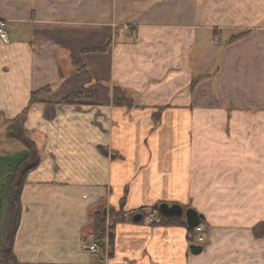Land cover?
Listing matches in <instances>:
<instances>
[{"label":"crops","instance_id":"crops-1","mask_svg":"<svg viewBox=\"0 0 264 264\" xmlns=\"http://www.w3.org/2000/svg\"><path fill=\"white\" fill-rule=\"evenodd\" d=\"M0 20V252L26 155L5 132L27 108L40 163L20 195L17 264H264V0H0ZM160 203L211 226L199 254L186 228L145 221ZM99 211L106 237L89 252Z\"/></svg>","mask_w":264,"mask_h":264},{"label":"trees","instance_id":"trees-1","mask_svg":"<svg viewBox=\"0 0 264 264\" xmlns=\"http://www.w3.org/2000/svg\"><path fill=\"white\" fill-rule=\"evenodd\" d=\"M72 63L76 69H80L82 67L79 61L74 60ZM39 93L41 92H37L31 95L29 105L36 102V98L39 95ZM91 94H92V90L86 89L81 93L70 95V97L67 98L64 101V103L71 104L74 102L75 99L91 98ZM112 101L115 106H123L126 108H130L132 106V103L130 99L127 98L125 92L118 87L113 88ZM27 110H28L27 108L24 109L18 116L12 119L5 132V139L9 141H15L21 144L26 151V155L23 161L17 166L13 176H11L10 178V184L7 194L5 226L2 235V244H1V252H0V264H17L13 254V245L21 215L20 195L23 190L27 175L30 172L34 171L39 166L40 163L39 152L36 143L32 140V138L27 134V132L24 129V123L27 117ZM124 200L125 197L120 203L121 208L123 207ZM162 204L165 203L156 204L153 206V209L158 210L159 206ZM181 208L183 210L184 209L187 210V208H183V207ZM121 215H123L121 212L114 213L113 210H111L109 213V216L111 218L113 217L118 218ZM105 216L106 215L104 211L103 212L99 211L94 214L93 223L90 232L91 235L93 236V239L95 240V242H97V245L99 247L103 246L106 237ZM158 218L162 226H182L186 228L191 246L190 236L192 235L193 230L187 228L185 219L166 218L161 214H158ZM198 218L200 223H202L203 222L202 217L198 216ZM259 227L260 226L256 227L253 230L254 236L256 238H262L264 236V231L261 234H258ZM262 228L264 230V226Z\"/></svg>","mask_w":264,"mask_h":264},{"label":"built area","instance_id":"built-area-1","mask_svg":"<svg viewBox=\"0 0 264 264\" xmlns=\"http://www.w3.org/2000/svg\"><path fill=\"white\" fill-rule=\"evenodd\" d=\"M7 23L4 20H0V40L4 43H7ZM158 210H154L152 213L146 216L145 220L148 224L157 223ZM191 245L202 246L207 240V232L203 223H200L197 227L193 229V233L190 236ZM82 248L89 252H96L98 250L97 242L93 239V236L90 234L83 241Z\"/></svg>","mask_w":264,"mask_h":264},{"label":"water","instance_id":"water-1","mask_svg":"<svg viewBox=\"0 0 264 264\" xmlns=\"http://www.w3.org/2000/svg\"><path fill=\"white\" fill-rule=\"evenodd\" d=\"M159 214L166 218H180L185 219L187 228L190 230H193L195 227H197L200 224L199 218L197 213L192 209H187L184 211L180 206L178 205H167L162 204L159 206L158 209ZM140 220V216H134V221L138 222ZM189 250L193 255H197L201 252L200 246H189Z\"/></svg>","mask_w":264,"mask_h":264},{"label":"rangeland","instance_id":"rangeland-1","mask_svg":"<svg viewBox=\"0 0 264 264\" xmlns=\"http://www.w3.org/2000/svg\"><path fill=\"white\" fill-rule=\"evenodd\" d=\"M183 208H185V207H183ZM185 210V209H184ZM154 211V209H151L149 212H148V214H150V213H152ZM148 214L147 215H145V216H148ZM146 221V220H145ZM203 224H204V226H205V229H206V232H207V240L210 238V236H211V234H213V229L211 228V226L209 225V224H207L205 221H203L202 222ZM149 225H152V226H160L161 225V222L158 220V222L157 223H154V224H149ZM260 227H259V232H258V234H261L264 230H263V224H261V225H259ZM262 226V227H261ZM91 234V233H90ZM90 234H88V235H90ZM220 231H217V230H215V237L217 238L218 237V239H220ZM253 236H254V232H253ZM88 237V236H87ZM255 237V236H254ZM256 238V237H255ZM188 240H189V237H188Z\"/></svg>","mask_w":264,"mask_h":264}]
</instances>
